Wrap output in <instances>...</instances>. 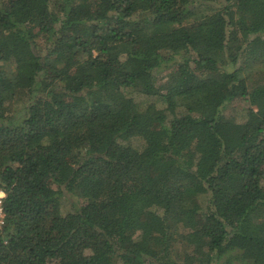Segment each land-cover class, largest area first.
<instances>
[{"label":"trees","instance_id":"obj_1","mask_svg":"<svg viewBox=\"0 0 264 264\" xmlns=\"http://www.w3.org/2000/svg\"><path fill=\"white\" fill-rule=\"evenodd\" d=\"M262 34L264 0H0V264H264Z\"/></svg>","mask_w":264,"mask_h":264},{"label":"rangeland","instance_id":"obj_2","mask_svg":"<svg viewBox=\"0 0 264 264\" xmlns=\"http://www.w3.org/2000/svg\"><path fill=\"white\" fill-rule=\"evenodd\" d=\"M251 41L253 42V44L255 45H260V44H264V34L262 35H255V36H252L251 37ZM8 73L11 74L12 73V70L11 68H9L8 70ZM222 90V89H221ZM139 100H142V99H139ZM149 99L148 98H144L143 101H148ZM69 202H65L67 206H70L69 203H73L74 201L77 202V199H75L74 197L73 198H69L68 199Z\"/></svg>","mask_w":264,"mask_h":264},{"label":"built area","instance_id":"obj_3","mask_svg":"<svg viewBox=\"0 0 264 264\" xmlns=\"http://www.w3.org/2000/svg\"><path fill=\"white\" fill-rule=\"evenodd\" d=\"M5 197V193L2 189H0V231L4 225V212H3V198Z\"/></svg>","mask_w":264,"mask_h":264}]
</instances>
